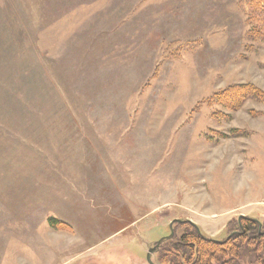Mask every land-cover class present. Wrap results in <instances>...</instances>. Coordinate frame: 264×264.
Masks as SVG:
<instances>
[{"label": "rangeland", "instance_id": "rangeland-1", "mask_svg": "<svg viewBox=\"0 0 264 264\" xmlns=\"http://www.w3.org/2000/svg\"><path fill=\"white\" fill-rule=\"evenodd\" d=\"M250 1L0 0V264H149L174 219L264 223V95L210 102L264 92Z\"/></svg>", "mask_w": 264, "mask_h": 264}, {"label": "trees", "instance_id": "trees-1", "mask_svg": "<svg viewBox=\"0 0 264 264\" xmlns=\"http://www.w3.org/2000/svg\"><path fill=\"white\" fill-rule=\"evenodd\" d=\"M250 9L249 17L252 24L250 32L254 37L264 39V0H251ZM263 95L264 92L253 84H234L216 93L210 102L235 110L247 99L263 98ZM49 221L53 226H59L55 225L56 219L50 218ZM180 224L189 225L192 230L185 231L163 252L159 264H235L248 249L255 256L254 264H264V223L260 227L257 220L242 217L238 219L241 230L221 242L205 237L202 232L199 233L193 223L186 221ZM161 249L160 247L159 251Z\"/></svg>", "mask_w": 264, "mask_h": 264}, {"label": "water", "instance_id": "water-1", "mask_svg": "<svg viewBox=\"0 0 264 264\" xmlns=\"http://www.w3.org/2000/svg\"><path fill=\"white\" fill-rule=\"evenodd\" d=\"M242 217H247V216H244V215H241L240 217H239V219H241ZM250 219H253V220H257V219H255V218H250ZM186 221H188V222H190V223H193L195 226H196V229H197V231L199 232V233H201V229L199 228V226L197 225V224H195L193 221H191V220H183V219H174L173 221H171V223H170V234L169 235H167V236H165V237H163V238H161L159 241H157L152 247H150L149 248V250H148V254H147V261H148V263L149 264H157L154 260H153V258H152V255L153 254H155V253H157L158 251H159V249H160V247H161V245L165 242V241H167V240H170V239H172L173 237H174V235H175V231H174V225L176 224V223H184V222H186ZM258 221V223H259V225H260V227H261V222L259 221V220H257ZM229 236H231V235H229ZM217 242H221V240H218V239H215Z\"/></svg>", "mask_w": 264, "mask_h": 264}]
</instances>
